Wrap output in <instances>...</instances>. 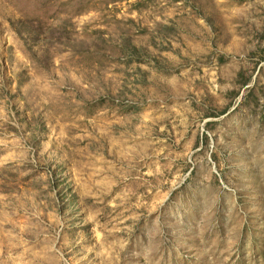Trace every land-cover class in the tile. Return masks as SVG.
I'll use <instances>...</instances> for the list:
<instances>
[{"label": "rangeland", "instance_id": "obj_1", "mask_svg": "<svg viewBox=\"0 0 264 264\" xmlns=\"http://www.w3.org/2000/svg\"><path fill=\"white\" fill-rule=\"evenodd\" d=\"M0 264H264V0H0Z\"/></svg>", "mask_w": 264, "mask_h": 264}]
</instances>
